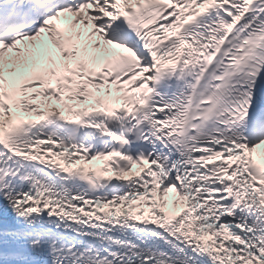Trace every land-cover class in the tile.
I'll list each match as a JSON object with an SVG mask.
<instances>
[{
	"label": "snow or ice",
	"instance_id": "obj_1",
	"mask_svg": "<svg viewBox=\"0 0 264 264\" xmlns=\"http://www.w3.org/2000/svg\"><path fill=\"white\" fill-rule=\"evenodd\" d=\"M0 264H264V0H0Z\"/></svg>",
	"mask_w": 264,
	"mask_h": 264
}]
</instances>
